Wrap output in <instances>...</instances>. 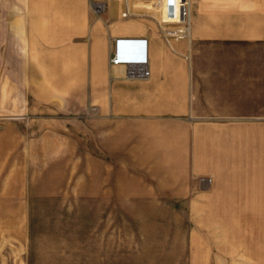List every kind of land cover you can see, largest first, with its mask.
<instances>
[{"label":"crops","instance_id":"0c3cea01","mask_svg":"<svg viewBox=\"0 0 264 264\" xmlns=\"http://www.w3.org/2000/svg\"><path fill=\"white\" fill-rule=\"evenodd\" d=\"M177 3L172 32L186 26L187 36L167 35L162 11L148 7L147 27H123L138 20L120 17L121 0L98 19L89 0H0V50H12L0 56V81L5 65L18 66L8 75L22 70L42 101L91 97L112 123V160L129 180L118 184L123 198L187 202L195 239L231 234L238 264L245 255L264 264V0ZM120 35L149 38V79L111 71ZM11 140L0 132V264H21L36 198L15 176Z\"/></svg>","mask_w":264,"mask_h":264},{"label":"rangeland","instance_id":"374dc122","mask_svg":"<svg viewBox=\"0 0 264 264\" xmlns=\"http://www.w3.org/2000/svg\"><path fill=\"white\" fill-rule=\"evenodd\" d=\"M167 2L131 0L132 11L138 14L131 19L139 22L123 20L122 26L135 31L143 28L142 22L147 27V18L140 15L167 8ZM109 13L92 15L98 19ZM159 19L172 32L173 24L168 26ZM111 24L105 20L106 26ZM0 53L8 57L12 50ZM13 67L18 66L5 65V80L0 81L4 93L0 96V132L16 138L10 143L19 183L36 189L30 241L21 264L240 262L231 234L222 241L215 233L206 240L195 239L187 202L155 194L128 199L117 192L118 184L129 180L112 160V123L100 117L91 97L42 101L29 95L22 70L13 79L8 75ZM29 138L34 139L31 145ZM244 260L251 264V257L245 255ZM8 263L11 260L6 257Z\"/></svg>","mask_w":264,"mask_h":264},{"label":"built area","instance_id":"2783aa9c","mask_svg":"<svg viewBox=\"0 0 264 264\" xmlns=\"http://www.w3.org/2000/svg\"><path fill=\"white\" fill-rule=\"evenodd\" d=\"M114 0H89V7L94 15L100 16L106 13L110 8V2ZM123 8L120 11L122 19H129L138 16L132 11V5L128 0H121ZM167 8L160 9L163 13V23L172 24L179 20V8L177 0H167ZM189 34L188 27L177 29L175 32H169L167 35ZM150 42L149 38L143 35H120L111 41L110 64L113 67H124L126 69V78L131 80H146L151 76L150 68ZM203 181L210 182V178Z\"/></svg>","mask_w":264,"mask_h":264},{"label":"bare ground","instance_id":"6f19581e","mask_svg":"<svg viewBox=\"0 0 264 264\" xmlns=\"http://www.w3.org/2000/svg\"><path fill=\"white\" fill-rule=\"evenodd\" d=\"M121 69V68H120Z\"/></svg>","mask_w":264,"mask_h":264}]
</instances>
